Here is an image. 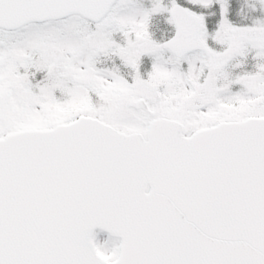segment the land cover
Returning <instances> with one entry per match:
<instances>
[{"label":"snow or ice","instance_id":"obj_1","mask_svg":"<svg viewBox=\"0 0 264 264\" xmlns=\"http://www.w3.org/2000/svg\"><path fill=\"white\" fill-rule=\"evenodd\" d=\"M0 264H264V0H0Z\"/></svg>","mask_w":264,"mask_h":264},{"label":"flooded vegetation","instance_id":"obj_2","mask_svg":"<svg viewBox=\"0 0 264 264\" xmlns=\"http://www.w3.org/2000/svg\"><path fill=\"white\" fill-rule=\"evenodd\" d=\"M97 232V240L100 241V242H104L106 240L109 239V235L107 232H102L100 231L99 229L95 230ZM114 239H117L118 238H114Z\"/></svg>","mask_w":264,"mask_h":264}]
</instances>
